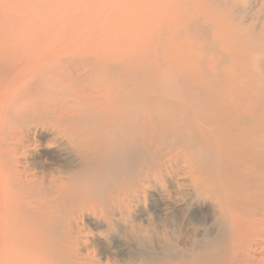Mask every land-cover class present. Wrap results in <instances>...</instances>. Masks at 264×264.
<instances>
[{"label":"bare ground","instance_id":"1","mask_svg":"<svg viewBox=\"0 0 264 264\" xmlns=\"http://www.w3.org/2000/svg\"><path fill=\"white\" fill-rule=\"evenodd\" d=\"M92 1L0 0V18L10 27L0 46V264L46 262L43 230L30 222L40 226L46 215L57 221L60 186L51 181L29 195L38 187L36 175L18 168L17 156L24 155L21 146L26 141L23 132L10 128L31 122L33 112L43 110L42 94L50 97L56 90L74 96L76 105L95 102L100 109L93 115L95 108H86V118H79L83 128L75 143L85 142L78 154L64 144L69 148L66 182L79 181L91 190L92 167L107 170L118 158L108 152L97 162L91 153L89 130L98 117L106 121L102 125L108 126L105 136L110 141L119 125L126 126L128 114L135 120L130 129L125 127L129 140L120 159H127L139 147L130 137L148 133L145 116L136 120L147 111L148 118L164 121L169 147L178 151L168 162V179L185 188L184 226L192 228L181 236L184 250L169 246L167 264H264V33L259 38L263 45L256 48L255 40L241 37L223 18L205 21L199 0H97L90 11ZM55 17H62V24H53ZM37 21L44 22L42 40L35 37V26L26 35ZM26 38L27 46L22 43ZM39 41L43 45L28 46ZM150 63L152 69L163 65L165 77L161 74L155 88L143 87L138 93L137 77L151 70ZM69 67L87 68L95 80L74 85L66 80ZM64 86L69 93L62 91ZM155 89L160 97L151 96ZM111 108L115 116L108 122ZM162 137L154 132L150 138ZM60 156L48 157L60 163ZM181 164L183 171L178 170ZM39 168L45 181L53 168ZM50 189L56 190L51 194ZM30 196L36 199L30 201ZM41 198L49 199L48 207ZM173 222L178 228L176 218ZM55 225L47 229L51 237L56 236ZM140 263V258L130 257L129 264Z\"/></svg>","mask_w":264,"mask_h":264},{"label":"rangeland","instance_id":"2","mask_svg":"<svg viewBox=\"0 0 264 264\" xmlns=\"http://www.w3.org/2000/svg\"><path fill=\"white\" fill-rule=\"evenodd\" d=\"M94 1L88 7L90 11L97 3ZM199 1H202L205 7V21L217 22L223 18L241 37L255 40L253 44H257L256 48L263 45L259 38L264 33V0H255L256 2L254 0ZM199 1L197 2L199 3ZM51 18L46 20L47 25ZM62 21V17H55L51 20L53 24H62ZM43 23L37 21L29 25L26 35L27 31L32 32V28L35 26L38 27L35 31V37L42 40L46 37L43 34L44 31L41 33ZM8 24L9 21L3 23L0 18V46L7 41L8 36L5 33L10 28ZM22 25L25 26L24 22ZM75 41L73 39L72 42L60 46V49L69 47ZM22 43L27 46V38ZM34 45H43V42L28 44L29 47ZM66 62L70 65L74 63ZM152 66L153 64L150 63L151 70L149 69L145 74L141 72V75L137 77L136 92L145 91L143 87L155 88L160 75L164 74L163 77H165L166 72L163 65L162 68L154 65L153 69ZM68 69L70 75L67 76L66 80L73 81L74 85H87L90 80H95L94 73L90 75L87 68L78 70L76 67H69ZM160 70L163 73H160ZM115 88L116 90L119 89L120 85L117 83ZM62 91L69 93L65 86L62 87ZM153 95L160 97L158 89L151 93V96ZM41 99L43 110L37 114L33 112L30 117L31 122L27 119L19 125L18 123L11 124L15 128L11 127L10 130L14 132L18 128L19 131L23 132L25 138L23 139L26 141L21 146L24 155L17 156L18 168L36 175L35 187H38L31 192L29 191V195L38 193L39 189L48 186L51 181H55V186H60L59 198L63 200L60 201L57 209L60 214L54 215L59 217L57 221L52 217L48 218L46 215L45 222L40 226L35 221L30 222L31 227L43 230L40 235L43 237L41 247L46 257L45 264H129L130 257L134 255L140 258V264L151 259H153V263L155 262L154 264H167L168 255L170 256L168 253L170 245L177 244L175 251L184 250L180 244L181 236L184 231H190L192 228L184 226L187 217L182 206L185 188L173 184V181L168 179V162L173 159L178 151L173 152V149L169 147V139L165 137L164 121L160 118H155L157 121L148 118L147 111L138 113L136 120L141 121L145 116L149 126L147 128L148 133L143 134L144 136L139 133L136 137L134 136L135 138L130 137L131 140L138 141L139 147L127 156V159H120L125 156L124 148L127 140H129L125 136L127 133L125 127L130 129L135 124V120L128 118L131 117L128 114L125 119L126 126L119 125L114 131V138L110 141L105 136L108 132V126L102 125L106 121L98 117V120L92 123L89 130L91 134L88 145L91 147V153L95 154L97 162L104 159L108 152L117 153L118 158L112 162V166L107 170L102 169L97 164V166L92 167L89 176L90 190L79 184V181L77 184L66 182L70 169L67 163L69 158L65 156H68L69 148L66 149L64 144L71 147L76 154L82 150L85 139L79 142L80 145L75 143L83 128L79 118H86L88 112L85 109L95 108V102H92L93 105L88 107L82 104L76 105L77 99L74 96L61 93L60 90H56L50 97L42 94ZM98 111L100 109L95 108L93 115ZM114 116L115 110L111 108L109 118H107L108 122ZM37 117L40 118L39 122L33 124L32 119L38 121L36 120ZM121 120L123 119L121 118ZM62 131L67 132L68 139L65 138ZM154 132L160 133L163 137L160 140L150 138ZM36 133H40L41 138ZM50 138L53 140H49ZM40 141L44 143V147H38ZM70 141L72 144L69 146ZM119 144L121 145L119 146ZM113 145L118 146L114 147ZM55 153L61 154L60 163H56L48 157L55 155ZM79 156L81 155L79 154ZM79 156L76 157L77 161L80 159ZM40 165L52 166L53 168L50 176H46L45 181H42L40 177ZM178 170L183 171L182 164L178 166ZM181 178L182 175L180 174L177 179ZM55 190L50 189V193L53 194ZM30 197V201L36 199L33 196ZM40 201H44L45 205L47 203L48 207V198H41ZM32 216L37 215L33 214ZM174 218L178 222V228H175L177 223L173 222ZM54 221L56 222V236L51 237V232H48L47 229L53 227ZM174 229L178 230L177 236ZM201 230L200 227L198 231L201 232ZM185 249L187 248L185 247ZM48 252L51 256L48 255Z\"/></svg>","mask_w":264,"mask_h":264}]
</instances>
